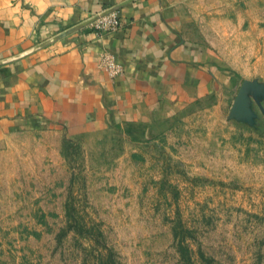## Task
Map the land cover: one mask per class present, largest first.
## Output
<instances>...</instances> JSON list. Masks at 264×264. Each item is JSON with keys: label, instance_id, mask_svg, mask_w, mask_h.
I'll return each instance as SVG.
<instances>
[{"label": "rangeland", "instance_id": "obj_1", "mask_svg": "<svg viewBox=\"0 0 264 264\" xmlns=\"http://www.w3.org/2000/svg\"><path fill=\"white\" fill-rule=\"evenodd\" d=\"M210 80L159 122L0 133V264H264V0H193Z\"/></svg>", "mask_w": 264, "mask_h": 264}, {"label": "crops", "instance_id": "obj_2", "mask_svg": "<svg viewBox=\"0 0 264 264\" xmlns=\"http://www.w3.org/2000/svg\"><path fill=\"white\" fill-rule=\"evenodd\" d=\"M193 0H0V133L44 120L65 126L161 121L180 101L205 90L209 48L196 39ZM119 30L92 24L33 48L124 4ZM114 58L120 74L102 69Z\"/></svg>", "mask_w": 264, "mask_h": 264}, {"label": "built area", "instance_id": "obj_3", "mask_svg": "<svg viewBox=\"0 0 264 264\" xmlns=\"http://www.w3.org/2000/svg\"><path fill=\"white\" fill-rule=\"evenodd\" d=\"M122 24L119 22L114 13L107 15L105 17L99 18L92 23V30L95 35L102 36L103 34H108L119 30ZM101 67L104 69L109 76L115 77L120 74V68L116 65L114 58L111 56H103L101 60Z\"/></svg>", "mask_w": 264, "mask_h": 264}, {"label": "water", "instance_id": "obj_4", "mask_svg": "<svg viewBox=\"0 0 264 264\" xmlns=\"http://www.w3.org/2000/svg\"><path fill=\"white\" fill-rule=\"evenodd\" d=\"M127 3H128V2H126V3H124V4H121V5H119V6H116V7H114V8H111V9H109V10H106L105 12L99 14L98 16H95V17L91 18L90 20H87L86 22H83L82 24H80V25H78V26H75V27H73V28H71V29H69V30H66V31H64V32H61L59 35H57V36L51 38L50 40H47V41L43 42L42 44L38 45L37 47L33 48V49L30 50L28 53L30 54V53H32V52L38 50V49H41V48H43V47H45V46H47V45H50L51 43H54V42H56V41H58V40H60V39H62V38H64V37H66V36H68V35H70V34H72V33H74V32H76V31H78V30H80L81 28H83V27H85V26H87V25H89V24H92L93 22H95V21L98 20L99 18H102V17H105V16H107V15H110V14L115 13L116 11H118L121 7H123V6L126 5ZM26 54H27V53H26ZM26 54L19 55V56L15 57V58H11V59H8V60L0 61V66H1V65H4V64H7V63H10V62H12V61H15V60H17V59L23 57V56L26 55Z\"/></svg>", "mask_w": 264, "mask_h": 264}]
</instances>
